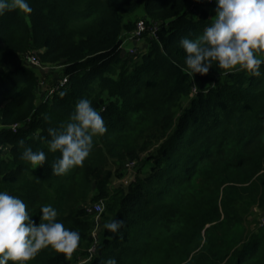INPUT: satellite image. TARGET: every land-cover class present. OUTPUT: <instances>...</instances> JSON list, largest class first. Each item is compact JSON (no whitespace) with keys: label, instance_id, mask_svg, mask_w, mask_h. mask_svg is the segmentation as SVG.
<instances>
[{"label":"trees","instance_id":"obj_1","mask_svg":"<svg viewBox=\"0 0 264 264\" xmlns=\"http://www.w3.org/2000/svg\"><path fill=\"white\" fill-rule=\"evenodd\" d=\"M206 1L0 0V264H264V0Z\"/></svg>","mask_w":264,"mask_h":264},{"label":"rangeland","instance_id":"obj_2","mask_svg":"<svg viewBox=\"0 0 264 264\" xmlns=\"http://www.w3.org/2000/svg\"><path fill=\"white\" fill-rule=\"evenodd\" d=\"M208 1H209V2H208ZM210 2H211V0H207V1H206V3L208 4V7H209V8L211 9V11H212V16H213V18H215V17H216V18L219 17L220 14H221V10H220V8H219L218 6H216L215 4H210ZM135 16H138V17L144 16V10H143V9H140V10L136 13ZM141 18H142V17H141ZM142 46H144L143 40H139V41H137V42H134V41H132V40H127V41L125 42V44H124V47H125L126 49H129V48H131V47L139 48V47H142ZM134 49H135V48H134ZM36 64L38 65V63H36ZM45 89H47V88H43V90H45ZM141 165H142V163H138V162H136V161H130V162H128V163L125 165L126 170H127V176H126V178H124L122 181H119V180L114 181V182L112 183L113 186H117L118 184H121V183L127 185V184H128V179H129V178L132 179V178L134 177V174H135V172H136L135 167H139V166H141ZM145 172H147V168H145L144 173H145ZM129 176H130V177H129ZM92 204H93V202L87 204L86 207H89V206H91ZM254 216H257V215H255V213H252V215H250L249 225L247 224V226L249 227V230H254V228L256 227V222L253 221V217H254ZM259 216H260V217H259ZM261 216H262V215H258L257 218H258V221H261V223H262V222H264V220L262 219L263 217H261ZM96 221H97V220H96ZM102 227H103V223L100 222V221L98 222V224H95V229H94L93 232H92V236H93V238L99 240V233H100ZM95 231H96V232H95ZM95 251H96V249H94V250L90 249L91 257L93 256V254L95 253ZM86 261H87V260L81 261V262L78 263V264H81V263L86 262Z\"/></svg>","mask_w":264,"mask_h":264},{"label":"built area","instance_id":"obj_3","mask_svg":"<svg viewBox=\"0 0 264 264\" xmlns=\"http://www.w3.org/2000/svg\"><path fill=\"white\" fill-rule=\"evenodd\" d=\"M150 27H148L147 25H146V23L143 21V20H141V21H139L138 23H137V27H136V29H135V31L132 33V35L129 37V40H136V39H139V38H141V36L149 29ZM150 30L152 31V32H155V28H150ZM31 62L32 63H36L35 61H34V59L33 60H31ZM65 82V81H64ZM52 92H54V90H52ZM18 127V124H16L13 128H14V130H16V128ZM103 209H104V206H103V204H101V203H97V204H95V205H93L92 207H90V209H89V211L90 212H93V213H97L98 215L100 214V213H102V211H103ZM99 217V216H98ZM96 224H98V222L100 221V219L99 218H96ZM95 248H93L92 250H94Z\"/></svg>","mask_w":264,"mask_h":264}]
</instances>
